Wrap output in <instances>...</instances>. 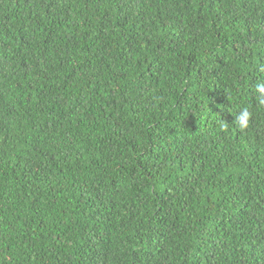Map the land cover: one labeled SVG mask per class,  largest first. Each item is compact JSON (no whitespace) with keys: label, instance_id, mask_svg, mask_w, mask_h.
Segmentation results:
<instances>
[{"label":"trees","instance_id":"16d2710c","mask_svg":"<svg viewBox=\"0 0 264 264\" xmlns=\"http://www.w3.org/2000/svg\"><path fill=\"white\" fill-rule=\"evenodd\" d=\"M259 82L264 0H0V264H264Z\"/></svg>","mask_w":264,"mask_h":264},{"label":"clouds","instance_id":"9594fccd","mask_svg":"<svg viewBox=\"0 0 264 264\" xmlns=\"http://www.w3.org/2000/svg\"><path fill=\"white\" fill-rule=\"evenodd\" d=\"M256 102L260 106H264V82H259L256 85ZM253 113L247 109H241L236 115L234 124L239 127L241 131L247 129L252 121Z\"/></svg>","mask_w":264,"mask_h":264}]
</instances>
